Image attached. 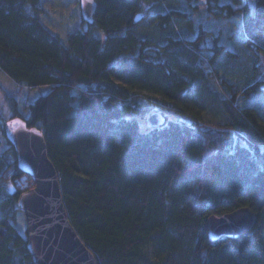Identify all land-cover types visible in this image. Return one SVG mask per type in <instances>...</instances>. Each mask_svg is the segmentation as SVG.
I'll return each instance as SVG.
<instances>
[{"label":"trees","instance_id":"trees-1","mask_svg":"<svg viewBox=\"0 0 264 264\" xmlns=\"http://www.w3.org/2000/svg\"><path fill=\"white\" fill-rule=\"evenodd\" d=\"M95 1L64 41L40 18L44 0H0V71L16 85L10 118L0 112V264H34L18 226L34 180L6 134L14 118L43 132L97 264H264V0H206L204 12L200 0ZM230 24L245 57L223 42ZM149 104L178 118L143 131L132 114ZM243 206L253 227L211 239L208 217Z\"/></svg>","mask_w":264,"mask_h":264},{"label":"water","instance_id":"water-1","mask_svg":"<svg viewBox=\"0 0 264 264\" xmlns=\"http://www.w3.org/2000/svg\"><path fill=\"white\" fill-rule=\"evenodd\" d=\"M96 6L95 0H80L85 21H93ZM166 121L162 112H154L148 117L147 125L157 127ZM6 134L15 146L19 167L34 180V186L18 198L34 264H97L93 252L69 219L58 170L49 156L43 132L29 128L21 118H14L6 125ZM255 221L256 215L248 206L220 216L211 214L207 219L209 236L237 238L249 231Z\"/></svg>","mask_w":264,"mask_h":264},{"label":"rangeland","instance_id":"rangeland-1","mask_svg":"<svg viewBox=\"0 0 264 264\" xmlns=\"http://www.w3.org/2000/svg\"><path fill=\"white\" fill-rule=\"evenodd\" d=\"M231 2L232 0H219L220 4L231 3ZM249 2L253 4V0H249ZM198 4H199L198 6L199 9L202 12H204V10L206 9L205 7L206 0H200ZM43 9L44 11L40 13V18L45 23V25H47L53 32L58 33L64 41H66V34L68 32H70L75 27L81 25L82 15L80 11L79 0H44ZM238 21H240V19H238ZM199 25L200 23L197 25L198 32L200 30ZM206 28L210 30L209 26H207ZM236 28L238 27H235L234 24H230L229 26H227V30L223 32L222 38H223V42L226 44V47L227 45L229 48L236 47V51L241 54L243 53L242 48L239 47L235 42L237 38L232 39L231 41L232 44H229V41H227V39L224 38L231 36L233 30ZM213 35L214 34L210 35L209 33V36L206 37L207 38L206 43L208 45H212ZM246 54L249 56L248 52H246ZM259 54L261 56H259L260 60L257 65L258 66L257 79L261 80L264 79V53L260 51ZM243 56L245 57L244 53ZM245 64H247V62L244 60L243 65ZM15 90H16V85L10 79H8L2 71H0V112L3 114V116L6 119L10 118L11 112L6 102L5 94L7 92H14ZM46 91L47 88H37L34 91L22 90L20 95L21 98L23 97L33 98ZM242 102L245 103L246 101L243 100ZM256 102L257 104L263 105V101L260 97L256 98ZM154 112H162L167 117V120H176L178 118L176 114L165 110H161L157 106L151 104L148 105L145 112L132 114V116L139 121L141 129L145 131L149 128L147 125V119L150 116V114ZM6 185L10 189H13L14 187L13 184H6ZM18 226L21 230L24 229V227H27L25 216L23 214L18 215Z\"/></svg>","mask_w":264,"mask_h":264}]
</instances>
